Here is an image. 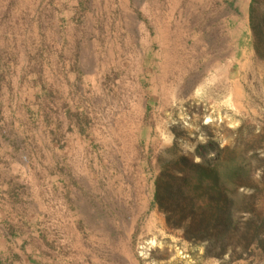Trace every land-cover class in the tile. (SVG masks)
<instances>
[{
	"label": "rangeland",
	"instance_id": "rangeland-1",
	"mask_svg": "<svg viewBox=\"0 0 264 264\" xmlns=\"http://www.w3.org/2000/svg\"><path fill=\"white\" fill-rule=\"evenodd\" d=\"M76 1L0 0V264H45V256L40 253L45 248L54 252V243H61L54 237L46 240L42 232L44 208L37 146L41 45L57 17L65 15L66 21L76 24L87 38L101 41L93 48L101 54L89 56V66L93 58L92 67H99L98 78L104 86L102 94L95 90L96 100L101 97L111 106L126 102L127 124L140 103L145 107V90L139 91L136 78L141 57L134 43L142 35L149 38L138 22L142 20L150 29L152 18L149 13H141V0L137 8L133 1L126 0H81L84 7ZM191 2L189 21L172 23L171 39L181 45L170 48L168 59V84L173 93L163 100V80L157 82L158 108L154 116L144 115L145 124L159 128L149 151L151 158L142 167H127L122 190L110 182L109 170L101 168V179L95 177L100 183L95 186L100 189L78 192L89 220L77 222L82 232L72 242L88 245L100 255L97 240L86 230L94 226L95 232L108 231V254L100 257H109L111 264H264V0H241L240 4L247 5H239L247 20L230 42L225 30L206 22L214 16L210 8L225 13V8L218 7L219 0ZM119 39L126 42L123 48L127 55V78L121 82L125 90L120 95L122 61L111 55V50L117 51ZM87 47L90 49L89 44ZM232 57L237 61L236 79L228 78L227 65ZM129 135L127 159L146 157L145 149H132ZM207 140L212 143L210 150L199 152L212 159L215 148L222 150L217 171L228 190L233 189L228 178L232 168H242L249 174L247 184L231 192L229 211L236 221L228 236L205 228L203 218L214 214L216 204L209 201L213 192L202 197V190H194V173L189 174L185 197L175 196L160 203L154 200L155 179L164 166L183 155H194L195 162H200V156L195 155L197 147ZM11 146L22 155L17 166L27 170L24 184H11L21 178L13 170V161L7 159ZM175 170L173 174L178 175ZM8 178L12 180L5 185ZM165 182L161 181L162 187ZM177 185L172 182L173 189ZM93 207L112 222L92 223ZM114 211L120 214L122 223L112 220ZM208 218L214 223L212 216ZM249 220L250 230H258L250 244L243 238H253V231L247 232L245 226ZM66 252L64 256H70L68 249ZM80 254L71 264H80Z\"/></svg>",
	"mask_w": 264,
	"mask_h": 264
},
{
	"label": "crops",
	"instance_id": "crops-1",
	"mask_svg": "<svg viewBox=\"0 0 264 264\" xmlns=\"http://www.w3.org/2000/svg\"><path fill=\"white\" fill-rule=\"evenodd\" d=\"M126 1L128 3L133 1L135 8L139 6V0ZM141 2V6L144 7L141 13L143 11L149 13L152 18L150 29L144 26L146 24L142 20L138 22L141 25V32L145 30L149 38L144 39L142 35L140 40L136 39L134 43L142 63L141 71L136 74L138 88L141 93L145 90L147 99L145 107L140 103L138 110H135L137 112L131 116L129 124L126 121V102L114 103L111 106L106 104L103 98L97 100L95 98V90L102 94L104 86L98 78L99 67L97 69L95 66L92 67L93 58L89 66V56L101 54V50L93 49L94 44L100 46L101 41L87 38L80 29L77 30L76 24L66 21L65 15H62L61 19L57 17L52 32L46 30L44 34L45 40H42L39 65L41 80L37 90L39 111L37 146L41 204L44 208L42 232L46 240L53 237L61 239L60 246L57 242L54 243V252L45 248L46 250L40 253L45 256V264L74 263L75 256H79L84 249L85 251L80 254L83 258L81 257L78 263L111 264L109 257L106 259L100 257L108 254L105 253L110 246L108 231L95 232L94 226L86 230L92 239L97 240L94 243L99 247L100 255L91 251L88 245L82 243L78 245V241L72 242V238L78 239L82 232L78 229L77 222L89 220L85 210L82 209L85 205L79 202L81 196L78 192L100 189L95 186L100 184L96 183L95 177L98 175L97 180L101 179V168L109 170V176H112L110 182L118 185V190H122L124 189L122 186L125 185L123 176L127 167H142L145 164L143 162L151 158L149 151L152 150L153 143L157 139L159 128L145 124L144 115L146 113L147 116H154L158 108L157 82L163 80V83L161 82L164 86L161 87L163 100L169 99L168 97L173 93L168 84L171 77V73L168 72V59L171 54L170 48L181 45L171 39L174 32L172 23L183 24L189 21L188 12L192 2L191 0H141ZM240 2L241 0H219L218 7L225 8V13L210 8L209 13L214 16L208 17L206 21L207 24L216 25V29L225 30L228 33L226 40L229 42L236 36L237 31L244 27L247 20L244 17L245 13L242 10L243 15L239 7V5L243 7L244 3L240 4ZM76 3L77 5L81 3L84 7L81 0ZM210 6H207L208 10ZM121 41L117 42V51L111 50V55L118 56L119 63L122 61L123 71L120 70L118 74L119 95L125 90L121 88V82H125L127 78V55L123 48L126 42ZM111 43V46L115 47L116 41L112 40ZM235 43H237L236 39H234ZM87 44L90 49L86 48ZM236 64L237 61L232 57L227 65L228 78H237L234 72ZM176 77L182 78L179 75ZM128 133H130L132 149L134 150V147L135 150L140 151L145 149L146 157L127 159ZM24 134L27 135L28 132ZM14 150L16 147L11 146L12 153L7 159L13 161V170L21 178L15 179L11 184H24L27 170L17 166L22 155L16 154ZM111 150L114 153L110 154ZM11 180L8 178L4 184L8 185ZM142 190L143 188L140 189ZM97 213L98 211L93 207L90 212L92 223L104 224L107 220L111 221L110 218L105 219ZM114 214L112 220L115 223H122L120 214L117 211H114ZM66 249L69 250L68 257L64 256L67 253ZM48 254H53L54 257ZM26 260L30 262L29 256Z\"/></svg>",
	"mask_w": 264,
	"mask_h": 264
},
{
	"label": "trees",
	"instance_id": "trees-1",
	"mask_svg": "<svg viewBox=\"0 0 264 264\" xmlns=\"http://www.w3.org/2000/svg\"><path fill=\"white\" fill-rule=\"evenodd\" d=\"M211 144V141L207 140L205 144L197 147L195 155L198 154V156H200V162H195L196 158L194 155H183L175 160L174 163L165 165L161 174L155 179L154 200L156 203H160L175 196L185 197L186 192L184 188L187 184L190 185L188 182L191 180V175L189 176V174L194 173L193 178L196 179V182L194 183V190H202V197L211 192L214 194L210 196L209 201L215 202L216 209L211 208L215 210V212L214 214L212 213L213 215H208V217L212 216L214 218V223L208 217L203 218V222H207V226H205V228H214L215 231H217V235L228 236L229 231L234 227V223L236 221L235 217L232 216L233 214L229 211L231 192H235L239 186H245L247 184L245 182L247 181L249 174H247V172H245L242 168H232V170L229 171L228 178L233 189L228 190L224 182L221 181L219 172L217 171V166L222 156V150L215 148L214 157L212 159H207L206 154L202 151L199 152V149H204L205 152H208ZM174 170L177 171L178 175L173 174L172 171ZM161 181H166L164 183V187L161 186ZM172 182L178 183L177 189H173ZM210 183L213 186L210 185ZM160 208L165 209L161 204ZM251 222L252 220H249L245 225L247 232L253 231L250 230ZM210 223H213V226H208ZM257 233L258 230L253 231V238H251V240L245 236L243 238L248 242V244H250L252 239H256ZM187 237L189 239L191 238L189 236Z\"/></svg>",
	"mask_w": 264,
	"mask_h": 264
},
{
	"label": "water",
	"instance_id": "water-1",
	"mask_svg": "<svg viewBox=\"0 0 264 264\" xmlns=\"http://www.w3.org/2000/svg\"><path fill=\"white\" fill-rule=\"evenodd\" d=\"M244 7L246 8V7H247V5H243V8H244Z\"/></svg>",
	"mask_w": 264,
	"mask_h": 264
}]
</instances>
